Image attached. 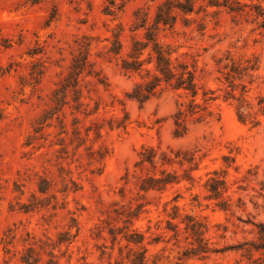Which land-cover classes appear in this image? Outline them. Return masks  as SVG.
I'll list each match as a JSON object with an SVG mask.
<instances>
[{
	"label": "rangeland",
	"instance_id": "rangeland-1",
	"mask_svg": "<svg viewBox=\"0 0 264 264\" xmlns=\"http://www.w3.org/2000/svg\"><path fill=\"white\" fill-rule=\"evenodd\" d=\"M165 1L0 0V264H23L33 244L39 264H47V237L57 242L68 231L71 242L55 250L60 264H132L130 250L142 251L128 242L133 231L144 235L148 264H251L242 245L257 240L256 225L264 222V29L254 16L198 0L194 13H179L158 40L173 60L195 71V102L206 111L192 116V95L165 84L141 105L128 95L152 80L145 70L153 73L154 64L128 72L122 58L133 39L144 38L146 30L137 28L142 18L151 26ZM118 33L123 49L115 56L109 49ZM86 44L93 66L80 78L84 105L77 110L70 94L57 112L54 92ZM247 60L257 61L259 70L236 79L232 94L240 98L246 87L257 124L241 121L239 102L228 95L226 74L233 62L245 67ZM179 110L187 132L176 137ZM50 112L57 114L44 123ZM146 149L156 151L154 166L139 163ZM163 171L177 182L141 190L143 178H161ZM214 173L225 177L228 210L210 199ZM43 180L50 183L45 194ZM190 219L207 228L212 252L205 257L185 256L194 242ZM6 236L8 242L15 236L9 253ZM254 258L264 264L260 253Z\"/></svg>",
	"mask_w": 264,
	"mask_h": 264
},
{
	"label": "trees",
	"instance_id": "trees-1",
	"mask_svg": "<svg viewBox=\"0 0 264 264\" xmlns=\"http://www.w3.org/2000/svg\"><path fill=\"white\" fill-rule=\"evenodd\" d=\"M29 3L35 5L39 4L45 0H27ZM250 3L242 2L241 0H211L210 7L215 6L217 8H225L232 14H249L254 16L259 28L264 29V0H249ZM198 0H166L163 2L157 9L154 22L151 26H148V19L146 16L142 18L140 25L137 28H144L146 33L143 39H133L131 51L129 52L127 58H122L121 67L123 70L128 72H141L145 65L154 64V72L150 70H145L148 77H152V80L149 82L144 80L143 82L137 84L132 93L128 95L129 98L136 100L141 105L145 104L150 98L154 97L159 90L161 92L162 85L165 84L171 87L173 90H183L189 92L194 100L191 104V115H196L201 112L206 111V107L201 108L200 105L196 104L195 98L198 95V86L196 82L195 71L191 70L189 66L185 63L179 62L178 59H172V52L169 48L163 45L158 40V33L161 28L173 27L178 19L179 13L184 15L192 14L195 11ZM248 9V10H247ZM207 13V10H204ZM209 14V13H208ZM57 12L55 11L49 22L55 20ZM136 28V29H137ZM122 31V30H120ZM121 33H118L114 36V40L111 43L109 53L119 56L122 52L123 45L120 39ZM90 44H86L83 48H86L85 53L81 52L79 56L73 58L72 64L69 68L67 75L64 77L59 87L54 92L55 104L54 110L60 112L65 105L69 104L68 98L70 94H73V101L77 104L76 109L78 110L84 104L82 101V91L80 89V78L84 72L88 74L92 73V64L88 60L89 53L87 48ZM148 52V57L145 60H142V56ZM247 65L241 67L233 62L230 71L226 74V79L230 80L232 92L228 94L231 98L236 99L235 95L232 94L237 87L235 85L236 79L242 80L244 77L253 78L251 73L257 72L259 70V64L255 60H247ZM227 68V67H225ZM39 75V74H37ZM35 74L34 78L37 76ZM245 86H242L243 94L240 98L236 100L239 102L238 105V117L241 121L246 122L251 119L253 123H256L255 117L248 112L249 103L247 102L245 94ZM207 94H205L206 96ZM210 99H205L207 102ZM260 105L264 107V101L261 100ZM60 106V108H59ZM48 113L50 116L44 117L47 119H52L56 114ZM264 113V108L262 109ZM198 119H201L199 117ZM253 119V120H252ZM43 121V119H42ZM75 122L78 123V119H75ZM186 115L185 112L179 110L176 115V137H181L186 134L187 127ZM65 127H63L64 129ZM66 131V130H65ZM75 134H79L75 132ZM156 151L153 149H146L141 154L140 164L148 163L151 166L156 164ZM167 158H164L165 160ZM167 162H170V159H167ZM163 177L158 178L156 176H148L143 178L141 190L144 192H149L151 190H164L168 185L177 182V176L166 171L162 172ZM43 183H46V187L40 186V192L45 194L50 189V183L47 180H43ZM207 189L210 193V199H213L218 202L217 206L221 209L228 210V203L224 198V194L227 192V183L225 177L219 173H214V177L208 181ZM37 201V199L35 198ZM23 208L28 209L29 206H23ZM138 208H141L139 206ZM29 211V210H27ZM129 215L137 217V214L130 213ZM132 219L127 220L128 223L132 224ZM258 238L255 241L247 242L242 245V249H245L246 256L251 260V264H263L261 263V258H254V253H260L264 257V222H260L256 225ZM187 230L191 232V235L194 238V242L191 244V248L185 252V256H207L212 252L208 242L205 240V233L207 228L199 221L190 219V223L187 226ZM11 234V230H9ZM112 233V232H111ZM9 234V235H10ZM8 236V235H7ZM3 238L2 244L4 245V250L9 253L8 245L13 243L15 236L10 238V242ZM128 242L136 246H141L142 251L135 252L132 249L130 253L132 255L131 263L132 264H148L147 259V249L143 246L144 235L133 231L130 235H127ZM73 238V235L70 231L60 234V237L57 242H53L51 238L47 237L46 242L43 244L42 250L49 257L47 264H60L59 258L55 253V250L64 243H70ZM32 239L35 240V237ZM35 244L30 245L26 250H24L20 261L23 264H39L42 260V255L34 247Z\"/></svg>",
	"mask_w": 264,
	"mask_h": 264
}]
</instances>
